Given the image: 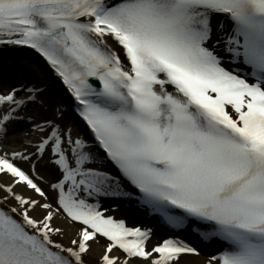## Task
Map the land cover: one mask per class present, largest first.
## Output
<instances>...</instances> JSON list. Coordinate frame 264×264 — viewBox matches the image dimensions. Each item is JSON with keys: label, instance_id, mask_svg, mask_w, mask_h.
<instances>
[{"label": "snow or ice", "instance_id": "obj_1", "mask_svg": "<svg viewBox=\"0 0 264 264\" xmlns=\"http://www.w3.org/2000/svg\"><path fill=\"white\" fill-rule=\"evenodd\" d=\"M4 48L44 58L91 136L45 85L0 89V264L199 255L150 247L102 206L117 199L215 242L207 264H264V0H0Z\"/></svg>", "mask_w": 264, "mask_h": 264}, {"label": "bare ground", "instance_id": "obj_2", "mask_svg": "<svg viewBox=\"0 0 264 264\" xmlns=\"http://www.w3.org/2000/svg\"><path fill=\"white\" fill-rule=\"evenodd\" d=\"M19 65L22 67H25L29 74L25 78V81H36L39 82L47 87V93H46V99L54 104L62 106L66 109V122L70 124L75 132H78L80 135L86 136L83 131L78 127L76 123H74L70 112L67 109V106L62 98L65 97L64 92L60 89L61 85L55 82V80H52L49 75H51L49 69H46V73L49 75H46L44 72L45 67L41 65V62L35 61L32 57L27 56L25 58H21L18 60ZM7 85L14 82L15 80H11L6 78L2 73H0V83L1 81H4ZM59 92V93H58ZM60 94V95H59ZM62 96V97H61ZM8 148H18L20 147V140L14 139L13 137H9V142L6 144ZM22 167L25 169L28 168L27 164H22ZM42 172H45L46 175L49 176L51 179V175L47 173L44 169H41ZM20 192H26L25 189L20 188ZM27 194V193H26ZM125 203H107L105 201H102V206L104 208L113 209L110 214H112L117 219H124L128 226L130 227H140L141 229H147L150 230L151 236L149 240V245L151 246H157L161 244L165 239H168L167 234H164L162 232H159L152 226V222L146 218V213L135 208L132 206H129L126 201ZM37 217H40L43 215L42 211H37L35 213ZM55 223L57 225H60L62 227L68 228V236L65 239V243L68 242V239L71 238L75 234V228L69 227L68 222L63 218H58ZM203 250L209 252L210 250L207 248L202 247ZM102 252V245L96 244L93 245V251L92 256L89 260V264H96V259L101 255ZM211 252V251H210ZM209 254L210 256L215 255ZM203 255V256H202ZM208 256H205V254H199V255H186L182 259V264H207Z\"/></svg>", "mask_w": 264, "mask_h": 264}, {"label": "rangeland", "instance_id": "obj_3", "mask_svg": "<svg viewBox=\"0 0 264 264\" xmlns=\"http://www.w3.org/2000/svg\"><path fill=\"white\" fill-rule=\"evenodd\" d=\"M0 73H2L8 79L15 80L14 82L10 83L9 85H17L19 83L26 82L25 78L29 74L28 70L25 67L20 66L18 61L12 62L11 65L8 67H1ZM6 86H8V85L5 83V80L1 81L0 89H3ZM11 137H13V138L15 137L17 139L18 138L20 139V137L18 135H13ZM103 201L110 203L111 200H103Z\"/></svg>", "mask_w": 264, "mask_h": 264}, {"label": "water", "instance_id": "obj_4", "mask_svg": "<svg viewBox=\"0 0 264 264\" xmlns=\"http://www.w3.org/2000/svg\"><path fill=\"white\" fill-rule=\"evenodd\" d=\"M0 55H2L1 58H2L3 60H5V59H7V58L13 56V55L11 56V54H10L9 52H6V51H1V52H0Z\"/></svg>", "mask_w": 264, "mask_h": 264}]
</instances>
